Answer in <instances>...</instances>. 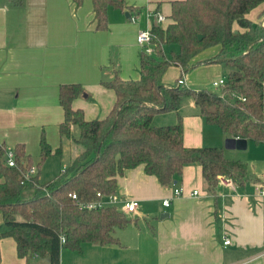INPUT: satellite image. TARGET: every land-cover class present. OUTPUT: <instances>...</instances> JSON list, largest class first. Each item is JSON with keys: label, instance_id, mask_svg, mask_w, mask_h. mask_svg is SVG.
I'll return each mask as SVG.
<instances>
[{"label": "trees", "instance_id": "1", "mask_svg": "<svg viewBox=\"0 0 264 264\" xmlns=\"http://www.w3.org/2000/svg\"><path fill=\"white\" fill-rule=\"evenodd\" d=\"M262 4L264 0L172 1L171 23L151 29L155 53H141V77L116 75L103 82L116 93L114 106L104 118L86 119L84 110L73 107L74 100L85 93L84 87L62 84L60 146L54 151L43 132L38 163L24 144H17L16 166L8 165L6 151L0 149V242L14 238L24 264H33L32 259L62 264L63 248L83 253L86 243L120 244L116 231L134 219L116 205L87 209L83 204L96 200L99 192L117 193L118 178L140 166L167 186L181 177L186 166L199 164L211 193L216 192L220 175L238 185L253 179L247 162L228 159L222 148L185 146L180 109L183 100L192 97L205 121L227 136L264 143V19L248 17ZM93 5L99 30L108 28L111 7L134 10L126 0H93ZM170 45L178 50L169 56L165 46ZM212 47H219L215 55L197 59ZM215 62L230 70L225 85L217 90L193 89L179 84L180 77L174 84L163 80L171 66L181 67L186 74L200 64ZM172 111L179 114L177 123L153 124L156 115ZM65 139L81 148L72 161L51 181L41 182L38 171L22 184L33 165L39 170L54 152L64 155Z\"/></svg>", "mask_w": 264, "mask_h": 264}, {"label": "crops", "instance_id": "2", "mask_svg": "<svg viewBox=\"0 0 264 264\" xmlns=\"http://www.w3.org/2000/svg\"><path fill=\"white\" fill-rule=\"evenodd\" d=\"M172 1L126 0L134 9L130 16L127 9L111 7L108 28L99 30L93 0L81 4L76 0H0V149L24 144L33 160L40 159L43 132L54 151L60 146L62 84L84 87L85 93L74 100L73 107L84 110L86 119L106 117L116 93L103 82L116 75L141 77L139 32L152 29L156 22L163 27L171 23ZM155 13L164 15L165 21L158 22L151 16ZM260 15L264 19V4L248 17L258 21ZM177 50V45L165 46L169 56V51ZM202 53L197 59L210 58H202ZM170 70L175 72V82L183 70L174 65L164 74V82L174 84ZM191 80L192 75L186 78V86L192 88ZM173 113L178 121L179 114ZM160 114L155 116L157 125H165L169 117L159 119ZM180 115L185 146L226 143L229 136L205 121L193 99L183 100ZM247 140L246 149L253 148V153L246 158L236 159L242 157L240 149L220 147L228 159L247 162L253 179L234 187L219 183L215 193L209 192L199 164L186 166L181 177L167 186L146 174L143 166L126 171L118 178L117 203L125 211L126 202L139 201L137 212L127 213L134 221L116 231L120 244H85L84 251L90 245L97 255L92 264H264V200L258 192L264 187V143ZM176 187L183 195H174ZM166 198L172 199L169 207L163 205ZM226 238L231 240L229 245L224 244ZM0 249V264L26 262L18 256L14 238L2 239ZM65 249L61 263L69 264Z\"/></svg>", "mask_w": 264, "mask_h": 264}, {"label": "rangeland", "instance_id": "3", "mask_svg": "<svg viewBox=\"0 0 264 264\" xmlns=\"http://www.w3.org/2000/svg\"><path fill=\"white\" fill-rule=\"evenodd\" d=\"M146 30V29H144ZM175 50V49H174ZM171 54V51H169ZM216 53V48H210L206 49L201 57L203 58L204 56H212V54ZM229 69L225 67L222 63L215 62V63H210V64H200L197 68L191 69L188 72H186V78H189L190 75H192L193 80H191V86L193 89L196 88H210L212 90H217L218 87H214L212 82L215 78H219L221 76L227 77L229 74ZM182 72L179 73L178 77L181 76ZM169 74L174 77L172 83H175V80L177 77H175V72L173 70H170ZM192 97H186L184 100L185 101H190ZM168 113V112H167ZM158 117L159 119H165L167 118L163 124L165 125H170L177 123L175 119V114L172 112H169V114L165 113V116L160 114ZM173 117V119H172ZM157 118H154V123L153 124H158ZM218 145H215L214 147H219L224 146L226 147V143H223V141H217ZM63 147H64V155L59 156V155H52L50 156L47 160L44 161V163L41 165L40 168V174L39 178L41 182H47L51 181L54 179L60 172L63 166L69 164L72 159L75 157V155L80 152L81 148L78 145H75L73 142L69 141L68 139H65L63 142ZM241 153L240 155L242 157L237 156L236 159H241V158H246L245 156H251L253 153V148H248L246 150L238 151ZM39 161V157H35V164H37ZM206 183V182H205ZM119 209H123V206L120 203L116 204ZM129 216H133V213H129ZM118 231V230H117ZM91 246H86L84 253H78L69 249H65L63 252L65 253V260L69 264H92L96 261L97 255L92 252V249L90 248ZM63 254V253H62ZM26 261V259H25ZM44 259H39V263H44ZM33 264H39L35 259H32ZM46 262V261H45Z\"/></svg>", "mask_w": 264, "mask_h": 264}, {"label": "built area", "instance_id": "4", "mask_svg": "<svg viewBox=\"0 0 264 264\" xmlns=\"http://www.w3.org/2000/svg\"><path fill=\"white\" fill-rule=\"evenodd\" d=\"M151 16H155L157 18L158 22L165 21L166 17L160 13L151 14ZM134 19V18H132ZM264 25V21L262 22ZM154 41V34L151 29L141 30L138 35L137 42L142 47V51H145L148 54H154L155 53V45L153 43ZM226 78H219L212 82L214 87L221 88L226 83ZM179 84L186 85V78L185 74H182L180 76V79L178 80ZM245 100V98H242ZM6 156H7V163L9 166H16V159H15V151L13 148L6 150ZM38 174V168L36 165H33L29 171L24 175V178L22 180V184L27 183L31 177H35ZM219 183L234 187L235 182L225 176H218ZM259 195L264 200V187H259L258 189ZM194 195L198 194V191H194ZM174 195L176 197L183 195V190L181 188H175L174 189ZM74 199H77V195H72ZM98 198L92 202L84 203L83 207L87 209H93L96 207H102L104 205H115L118 202V195L117 193H110V194H103L102 192H99L97 194ZM172 199L166 198L163 200V205L165 207H169L171 205ZM139 207V201L138 200H130L125 203V211L127 213H135L137 212V209ZM62 242L65 243V238L62 237ZM231 243V240L229 238H226L224 240L225 245H229Z\"/></svg>", "mask_w": 264, "mask_h": 264}, {"label": "water", "instance_id": "5", "mask_svg": "<svg viewBox=\"0 0 264 264\" xmlns=\"http://www.w3.org/2000/svg\"><path fill=\"white\" fill-rule=\"evenodd\" d=\"M127 16H130V13L127 12ZM158 25V23L156 22ZM201 38V36H199ZM226 147L229 149H240L244 150L248 147V140L241 137H228L226 139ZM169 216V213L163 214L161 217Z\"/></svg>", "mask_w": 264, "mask_h": 264}]
</instances>
